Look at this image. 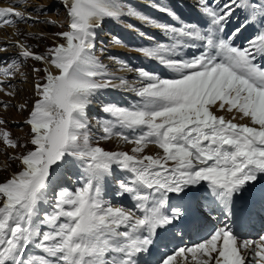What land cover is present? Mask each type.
<instances>
[{
  "label": "rangeland",
  "instance_id": "374dc122",
  "mask_svg": "<svg viewBox=\"0 0 264 264\" xmlns=\"http://www.w3.org/2000/svg\"><path fill=\"white\" fill-rule=\"evenodd\" d=\"M98 1L13 0L9 3V0H0V4H8L11 7L13 4L17 10L15 14L0 11V33L4 36L0 38V207L4 197L17 192V186L13 184L14 179L20 177V182L25 181L24 183L32 179L25 169L29 159L23 160V168L20 156L31 155L36 168L30 173L34 177L41 175L45 164L50 163L47 160L52 137L59 136L62 124L71 117L75 116L77 131L73 134L76 135V145L87 146L85 148H89L90 153L76 155L73 151L67 157L72 164L66 169L72 173L70 177L75 178V174L80 173V168H90V163L93 164L94 167L90 168L92 176L82 181L90 188L98 187L103 172L97 171L100 166L94 164L95 154L104 155L98 159L99 162L111 164L114 172L119 174L118 179L113 175L108 181L107 190L111 192L121 187L120 177L128 174L119 171L120 165L129 163L130 159L152 161L150 155L160 152L154 146L145 145L144 140L147 138L145 132L138 129V135H134L129 130L137 128L135 125L137 122L147 123L150 119L146 117L148 113L158 108L152 101H147V98L152 99L154 94L157 97L158 90L143 91L147 87H141L142 84L136 83L137 78L131 75L137 73L132 72L129 66L146 65L148 57L163 56L164 49L159 45L157 49L152 50L149 44L139 39L136 32L135 34L129 32L134 31L131 27L137 32H143L152 22L151 19L139 17L145 15V10H140L134 3L116 0L133 19L143 21V25L129 23L121 17L110 16L103 9L101 4L108 12L125 16L115 5L116 11H113L111 2L100 0L99 4ZM77 9L83 11V15H78ZM103 14L109 16L111 20ZM107 22L109 24H106ZM87 24L88 30L85 29ZM84 36H88L90 43L83 45ZM92 42L98 45L93 47ZM152 59L166 67L176 68L175 71L178 73L177 67L180 65L176 61V55L172 54L166 60L157 57ZM49 67L59 74L53 75ZM186 79L175 77L173 81L165 84L169 86L177 83L176 86L179 87L182 86L179 82ZM122 80L128 81L130 85L140 84L135 87L136 92L132 93L144 95L132 99L128 107L122 105L113 91L104 88H110L112 83ZM119 95L126 97L122 93ZM231 95L237 94L233 92L229 94ZM223 102L227 104V99H223ZM73 103L75 109L68 108L67 112V104L72 106ZM93 105H97V111H94L96 114H93L91 109ZM143 105H146L144 111ZM229 105L233 104L230 102ZM75 110H81V115H75ZM232 110L236 113L241 112V109L225 107L214 113L235 120L237 115L228 112ZM257 111L256 117L246 112L242 114L249 115L254 122L247 119L244 124H238H252L257 131L264 128V122L261 124V117H264L261 115L262 110ZM101 112L106 113L107 117ZM124 126H128L129 129L128 127L125 129ZM39 147L40 151L37 152ZM150 148L156 153L149 155ZM65 150L66 147L61 150V154L66 152ZM180 152L181 149H178L173 160L179 164L188 156ZM131 168L135 170L138 166L132 165ZM102 183L106 184L107 181L103 179ZM47 201L48 199L44 198V202ZM21 216L27 217V207H24ZM177 260L175 258L173 264L182 263Z\"/></svg>",
  "mask_w": 264,
  "mask_h": 264
},
{
  "label": "bare ground",
  "instance_id": "6f19581e",
  "mask_svg": "<svg viewBox=\"0 0 264 264\" xmlns=\"http://www.w3.org/2000/svg\"><path fill=\"white\" fill-rule=\"evenodd\" d=\"M13 0H9V3L12 2ZM103 3V1H102ZM1 7H11L10 5L8 4H0ZM110 6L114 7V10L113 11H116V7L114 6V4H110ZM141 20V19H140ZM145 22V21H144ZM6 36V35H5ZM0 38H4V36L0 33ZM149 41V40H148ZM11 44V43H10ZM79 51V50H78ZM155 63H158L159 61H154ZM50 68V67H49ZM50 71L53 75H57V73L59 74V72H57L55 69L53 68H50ZM131 75V74H130ZM125 77V76H124ZM127 77V76H126ZM181 79V78H180ZM182 81V80H181ZM207 82V84H204V82ZM128 81H116L115 83H112L111 85V89H115L119 94L122 93V94H125L126 97L123 96L124 99H126L132 92H136V88L137 86H139L140 84L138 85H130L127 83ZM181 83V86L177 87L181 90H189V92H192V91H195V92H198V93H202V95L205 94V90L207 91V94L205 95V99L203 101L202 104H200L197 108H196V111L198 109H200L201 111H203V113H209V112H212L214 113L215 111H218L219 109H224L225 107L227 108H231V109H236V107L234 105H229L230 103V100L232 99V97L234 95H231L228 97L227 99V104H225L223 102V99H218V96L219 94L217 95V93L214 90V87H211L209 86L210 82L207 81V80H202V81H197L196 79L194 78H191V77H187V79L184 81V82H179ZM197 83V84H196ZM177 85V83H175ZM171 85V84H170ZM169 85V86H170ZM184 88V89H182ZM200 89V90H197ZM138 91V89H137ZM235 93V92H234ZM64 95V94H63ZM217 95V96H215ZM122 96V95H121ZM245 100V98H244ZM92 111H97V105H93L92 106ZM238 109V108H237ZM261 110V108H259ZM229 114H234V115H237V117L235 118V122L238 121V123L240 124H244L245 122H247V119H250L249 122H254L253 121V118H251L249 115H242L243 113H250L252 114L250 111L248 110H245L243 113L242 112H238L236 113L235 110H232V111H228ZM258 112V111H257ZM216 114V113H215ZM220 115V114H218ZM261 115H262V112H261ZM261 124L264 122V117L262 116L261 117ZM244 122V123H243ZM260 124V125H261ZM260 129V128H259ZM258 129V130H259ZM67 133H68V123L65 122L62 124V129L60 131V134L59 136L57 135H54L50 141V151H49V161L50 163H48L47 165H50V164H53L55 163L59 158H60V154H59V149L63 148V146L65 145L66 143V140L68 139V136H67ZM149 147V146H148ZM156 148V147H155ZM148 152H149V155L152 154V153H156V151L153 149V148H150L148 149ZM158 152V151H157ZM25 161V160H24ZM26 167H28V163H26L25 165ZM45 175V173L43 174ZM36 185H38V182H36ZM33 193L32 189H30V192H29V195H31ZM2 224V223H0ZM1 227V226H0ZM0 241H2L0 239ZM178 259V258H177ZM173 260L171 261H168L166 262V264H173ZM177 263V262H175ZM180 264H184V262L182 261V263Z\"/></svg>",
  "mask_w": 264,
  "mask_h": 264
}]
</instances>
